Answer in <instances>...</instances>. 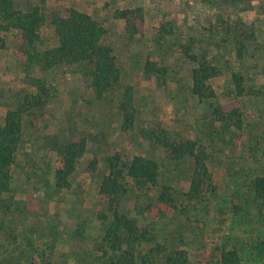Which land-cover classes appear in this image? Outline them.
<instances>
[{
	"label": "rangeland",
	"instance_id": "obj_1",
	"mask_svg": "<svg viewBox=\"0 0 264 264\" xmlns=\"http://www.w3.org/2000/svg\"><path fill=\"white\" fill-rule=\"evenodd\" d=\"M45 14L38 51L56 45L49 20L69 9L89 14L104 29L120 71L118 83L101 99L89 87L86 69L60 64L40 71L16 58L11 32H0V123L3 112L17 110L37 92V81L49 95L41 107L21 114V140L10 169L7 192L0 195V264H103L98 249L107 209L97 196L105 173L104 158L118 152L124 161L134 155L159 165V185L147 191L132 186L121 211L152 234L151 243L167 253L183 248L188 264H218L220 248L235 249L240 264H264V201L255 197L253 179L264 175V0H25ZM140 8L138 33L129 35L121 9ZM190 43L192 53L217 68L211 80L213 100L190 94L194 64L177 52ZM241 48V53L238 49ZM148 56L157 58L161 75H145ZM240 72L258 89L248 98L234 96L230 76ZM128 101L133 127H121L120 104ZM239 107V133L214 120L211 107ZM163 128L170 138L200 141L209 155L214 193L198 203L184 198L190 179L188 160L171 161L151 144L147 132ZM83 137L86 149L70 178V188L57 189L53 169L61 147ZM96 161L94 170L90 168ZM161 185L169 186L176 209L156 206ZM158 207V209H157ZM110 218V216L108 215ZM108 218V219H109ZM164 256L152 264H164Z\"/></svg>",
	"mask_w": 264,
	"mask_h": 264
},
{
	"label": "trees",
	"instance_id": "obj_2",
	"mask_svg": "<svg viewBox=\"0 0 264 264\" xmlns=\"http://www.w3.org/2000/svg\"><path fill=\"white\" fill-rule=\"evenodd\" d=\"M25 0H0V32H11L16 42V58L37 67L40 71L53 69L57 65H80L86 69L89 87L95 99L105 96L119 81L113 50L102 43L104 29L89 14L76 9H69L65 15H55L49 20L50 33L56 45L38 51L36 43L41 40V29L45 24V14L41 7L27 5L20 8L18 3ZM142 17L140 8L121 9L115 13V19L123 21L124 30L129 35L138 33L136 19ZM241 51V48L238 51ZM190 43L179 44L177 52L194 64L190 72V94L200 101L213 100L216 92L211 80L218 76V70L206 57H197L192 52ZM239 51V53H241ZM157 58L148 56L144 64L145 75H161L164 69L156 65ZM234 96L248 98L255 95L253 83L240 72L230 76ZM36 94L25 98L17 110L3 112L0 123V195L8 191L11 181L10 169L14 164L21 140V114L30 107H41L49 95L48 89L37 81ZM122 112L121 127L129 130L133 127V111L129 102L120 104ZM214 120L239 133L242 128V112L239 107L227 110L220 105L211 107ZM149 142L164 150L171 161L188 160L191 174L184 198L188 203H198L215 191L213 175L207 161V148L196 139L186 138L174 141L167 130L157 127L147 132ZM86 149L83 137L65 143L57 157L52 180L57 189H69L70 178ZM106 165L97 196L107 209L108 215H101L106 223L99 243L100 257L103 264H135L139 246L151 243V232L140 227L137 220L121 211L122 203L132 186L145 187L147 191L159 185V165L152 159L134 155L124 161L118 152L104 158ZM96 161L90 168L94 170ZM255 197L264 201V175L253 179ZM157 205L163 209L175 210L176 205L169 186L161 185L156 197ZM157 207V209H158ZM109 218V219H108ZM166 245L155 243L142 251L141 264H152L157 256H164V264H188V254L183 248L167 253ZM218 264H240V257L235 249L220 248Z\"/></svg>",
	"mask_w": 264,
	"mask_h": 264
}]
</instances>
